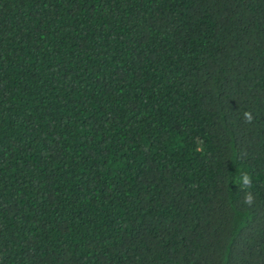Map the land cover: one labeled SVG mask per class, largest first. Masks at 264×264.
Instances as JSON below:
<instances>
[{
    "label": "trees",
    "instance_id": "trees-1",
    "mask_svg": "<svg viewBox=\"0 0 264 264\" xmlns=\"http://www.w3.org/2000/svg\"><path fill=\"white\" fill-rule=\"evenodd\" d=\"M0 264H264V0H0Z\"/></svg>",
    "mask_w": 264,
    "mask_h": 264
}]
</instances>
